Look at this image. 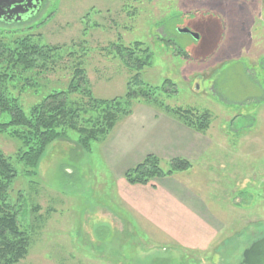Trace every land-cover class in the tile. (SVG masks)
I'll list each match as a JSON object with an SVG mask.
<instances>
[{
    "label": "rangeland",
    "instance_id": "1",
    "mask_svg": "<svg viewBox=\"0 0 264 264\" xmlns=\"http://www.w3.org/2000/svg\"><path fill=\"white\" fill-rule=\"evenodd\" d=\"M0 31L63 47V59L38 76L36 91L9 88L20 94L26 110L48 90L66 88L79 62L95 97L124 96L137 71L127 67L116 47L136 41L148 50L140 54L146 62L140 78L155 90L151 102L136 97L130 112L87 150L75 131L50 144L34 175L17 161L18 143L0 135V148L18 170L10 193L21 199L22 225L31 234L29 254L17 264H86L94 261L90 256L103 264H243L245 249L264 235V0H44L40 12L24 22L0 20ZM166 106L211 114L202 133L212 143L205 158L194 162L192 172L167 178L218 218L222 242L189 253L172 243L160 245L157 236L143 241L139 226L124 234L93 227L94 239L112 248L93 249L91 236L79 233L88 221L80 213L109 204L117 194L119 182L105 157L118 168L131 163L130 154L105 151L102 157L100 148L117 137L123 139L117 147L127 142H134V150L156 147L168 170L164 137L153 141L144 133L154 130L150 116L174 118ZM125 129L136 133L123 138ZM186 173L192 177L184 178ZM147 242L156 243L155 250H144Z\"/></svg>",
    "mask_w": 264,
    "mask_h": 264
},
{
    "label": "trees",
    "instance_id": "2",
    "mask_svg": "<svg viewBox=\"0 0 264 264\" xmlns=\"http://www.w3.org/2000/svg\"><path fill=\"white\" fill-rule=\"evenodd\" d=\"M62 49L59 45L39 43L29 34L16 36L0 31V135L18 143L17 161L24 164L28 175L37 174L41 158L56 140L67 138L70 131H75L80 145L88 149L93 142L108 135L121 116L130 112L129 107L136 97L143 96L151 102L155 91L146 88L140 78V71L146 65L140 54H146L148 50L143 42L136 41L132 47L122 44L116 47L121 56H125L123 61L127 67L137 71L129 80L124 96L113 99L95 97L79 62L66 88L48 90L26 110L20 94L30 89L36 91L38 76L56 67L63 59ZM9 88L20 94H13ZM74 95H79V99ZM166 110L198 132L204 133L210 127L209 112L172 110L168 106ZM191 165L187 159L173 158L170 168L164 170L161 158L150 154L127 170L125 178L131 184H148L154 178L187 170ZM17 176L18 170L11 158L0 148V264L19 263L27 257L31 247V234L22 225L26 211L21 199H14L10 193ZM34 206L32 211L36 213L37 204Z\"/></svg>",
    "mask_w": 264,
    "mask_h": 264
},
{
    "label": "crops",
    "instance_id": "3",
    "mask_svg": "<svg viewBox=\"0 0 264 264\" xmlns=\"http://www.w3.org/2000/svg\"><path fill=\"white\" fill-rule=\"evenodd\" d=\"M173 117L162 114L150 116L149 118L153 120L150 126L154 130L149 131L150 134L144 133L150 139H153V141L159 139L161 135L164 137L163 143L165 145L163 146V150L164 152L167 151L164 155H169L171 159L184 158L189 160L192 164L191 167L184 171H178L185 173L196 167L194 162L198 163L199 160L205 158L204 155L211 149L212 143L202 135V132L186 126L177 117ZM131 118L135 121L137 119L134 116H131ZM128 130L131 131V134L126 129L125 131H121L123 138H129V135L133 136L136 133L134 129ZM170 131H176V133H169ZM177 138L179 140L176 141ZM122 140L118 141L117 137L115 142L108 144L107 147L100 148L102 157L105 151L113 152L114 155L120 154L121 156L124 153L130 154L128 158H130L131 161H129L131 163L125 167L122 164L119 168L114 164L112 165L105 157L115 179L119 182L117 194L112 197V201L109 204L98 206V209L95 208L93 211L88 210L80 213L83 222L86 219L88 221L82 224L79 233L91 236V242L94 244L92 248L112 249L111 247L108 248V246L103 248L101 246L103 242L94 239L93 227H102L103 230L111 232L113 230L114 234H124L126 231L135 230L139 226L146 236L143 241L154 240L157 236L158 240L156 242L160 245L172 243L176 245L177 250L189 253H203L209 251L219 241L222 242V239H219L224 231L223 225L219 228L221 223L218 218L216 219L210 211H206L196 198L191 197L190 194H188L190 196H187V190L183 191L178 189V187L176 188L175 184L179 183L178 181H173V179L170 181L167 178H173L175 174L154 178L148 184H131L128 182L125 178L127 170L133 168L150 154L156 155L159 158L161 154L159 152L160 149L156 147H152L150 152L143 149L139 150V147H136L134 150V145H132L134 142L131 144L129 142L127 144L124 143V146H122V143L117 147L119 143L123 142ZM84 149L87 150L86 148ZM188 173L184 175V178L190 179L192 177ZM177 178L181 179L180 176ZM113 202H117V204H111ZM89 218L96 219V221L91 222ZM154 245L157 246L156 243L147 242L146 247L143 246L142 248L144 250L148 249V251L155 250ZM90 257L94 261L86 262V264H94L95 261L97 264H103V261L98 256H95V258L93 256ZM210 261L212 260H205V262Z\"/></svg>",
    "mask_w": 264,
    "mask_h": 264
},
{
    "label": "water",
    "instance_id": "4",
    "mask_svg": "<svg viewBox=\"0 0 264 264\" xmlns=\"http://www.w3.org/2000/svg\"><path fill=\"white\" fill-rule=\"evenodd\" d=\"M26 1L33 4V0H0V19L3 18L4 15L1 10V7L3 5H9L10 7L14 5L16 7V5L19 6L22 3H26ZM33 6L36 9L38 3ZM15 13L17 14L15 22H19L22 17L19 15V11H15ZM179 31L184 33H191L193 37L198 38L197 34L192 33L188 29H180ZM243 264H264V235L260 237V239L254 241L249 247L245 249V251L243 252Z\"/></svg>",
    "mask_w": 264,
    "mask_h": 264
},
{
    "label": "flooded vegetation",
    "instance_id": "5",
    "mask_svg": "<svg viewBox=\"0 0 264 264\" xmlns=\"http://www.w3.org/2000/svg\"><path fill=\"white\" fill-rule=\"evenodd\" d=\"M26 3H22L21 5H12L11 7L9 5H3L1 7L2 12L4 13L3 18H1V21H10L15 22V19L17 18V14L15 11H19V15L22 17L19 22H24L32 17L35 16L36 13L40 12V9L43 6L44 0H33V4L28 2V5ZM38 3L37 8L35 9L33 5ZM28 11V12H27Z\"/></svg>",
    "mask_w": 264,
    "mask_h": 264
}]
</instances>
